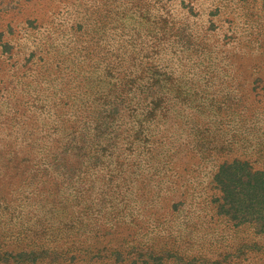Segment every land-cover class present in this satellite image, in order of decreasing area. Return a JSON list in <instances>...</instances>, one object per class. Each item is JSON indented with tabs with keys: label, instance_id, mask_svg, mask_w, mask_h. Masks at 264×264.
Here are the masks:
<instances>
[{
	"label": "rangeland",
	"instance_id": "rangeland-1",
	"mask_svg": "<svg viewBox=\"0 0 264 264\" xmlns=\"http://www.w3.org/2000/svg\"><path fill=\"white\" fill-rule=\"evenodd\" d=\"M0 32V264H264V0H0Z\"/></svg>",
	"mask_w": 264,
	"mask_h": 264
},
{
	"label": "trees",
	"instance_id": "trees-1",
	"mask_svg": "<svg viewBox=\"0 0 264 264\" xmlns=\"http://www.w3.org/2000/svg\"><path fill=\"white\" fill-rule=\"evenodd\" d=\"M0 34H2V32H0ZM0 40H1V38H0ZM159 113H160V115L163 117L164 115H165V113H166V111H165V109H164V107H162V109L159 111ZM248 163V162H247ZM175 165V164H174ZM175 168H176V165H175ZM251 171H252V167H251ZM256 173H261V174H263V172L262 171H260V170H258ZM219 175H221V171L220 170H218L217 172H216V176H214V178L216 179V182L218 183V186L220 185L221 186V188H222V191L223 192H225V191H227L229 188H228V183H227V181H225V182H219V181H217L218 179H217V177L219 178ZM250 177H252V176H248V178H250ZM214 179V180H215ZM225 180V179H224ZM175 204H177L178 205V203H175Z\"/></svg>",
	"mask_w": 264,
	"mask_h": 264
},
{
	"label": "bare ground",
	"instance_id": "bare-ground-1",
	"mask_svg": "<svg viewBox=\"0 0 264 264\" xmlns=\"http://www.w3.org/2000/svg\"><path fill=\"white\" fill-rule=\"evenodd\" d=\"M131 214V213H130ZM122 215V214H121ZM137 217V216H136ZM133 220V219H132ZM131 220V221H132ZM147 220V219H146ZM126 221V220H125ZM129 222V221H128ZM133 222V221H132ZM104 224V223H103ZM187 225H188V223H187ZM131 226V225H130ZM105 228V227H104ZM107 228V227H106ZM195 228V227H194ZM125 229V228H124ZM105 230V229H104ZM205 231V230H204ZM126 232V231H125ZM107 233V232H106ZM118 233H120V232H118ZM129 233V232H128ZM123 234H124V232L122 233V236H123ZM109 236V235H108ZM121 235H119V237H120ZM178 236V235H177ZM105 237V236H104ZM113 237H115V236H113ZM117 237V236H116ZM153 238V237H152ZM116 238H114V240H115ZM169 239H171L170 237H169ZM118 240V239H117ZM120 240H121V238H120ZM122 241V240H121ZM177 241V240H176ZM104 242H105V240H104ZM116 242H118V241H116ZM121 243V242H120ZM172 243V242H171ZM168 244V243H167ZM189 248V247H188ZM181 252V251H180ZM189 253V252H188ZM170 264V263H169Z\"/></svg>",
	"mask_w": 264,
	"mask_h": 264
}]
</instances>
